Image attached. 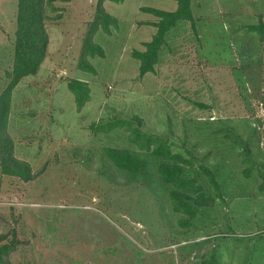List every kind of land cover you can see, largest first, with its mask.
<instances>
[{
  "label": "rangeland",
  "instance_id": "1",
  "mask_svg": "<svg viewBox=\"0 0 264 264\" xmlns=\"http://www.w3.org/2000/svg\"><path fill=\"white\" fill-rule=\"evenodd\" d=\"M53 5L45 60L11 97L7 133L34 177L0 173V246L15 242L2 264H264V41L248 30L264 21V0H191L194 26L167 32L146 74L134 55L157 34L160 18L149 9L171 12L175 1L105 0L113 22L91 37L97 0ZM16 12L17 0H0V92ZM85 41L103 50L88 58L94 73L78 68ZM73 78L90 90L80 110L67 87ZM120 121L192 159L185 174L203 176L207 197L188 201L193 215L173 210L162 160L153 146L130 142ZM107 147L128 149L148 170L118 171Z\"/></svg>",
  "mask_w": 264,
  "mask_h": 264
},
{
  "label": "trees",
  "instance_id": "2",
  "mask_svg": "<svg viewBox=\"0 0 264 264\" xmlns=\"http://www.w3.org/2000/svg\"><path fill=\"white\" fill-rule=\"evenodd\" d=\"M56 0H17L16 12V27L14 32V53L12 64L9 72L6 73L8 83L0 92V173L4 176L16 177L28 182L34 175L31 173V168L28 163L20 161L14 157V147L10 136L7 133V126L9 120L10 106L12 92L16 89L18 84L24 78L35 76L43 64L47 46H48V32L45 27V15L47 9L55 11L57 8L53 5ZM68 1V0H59ZM105 0H97L96 14L91 23L89 30V37H91L98 29L104 32H109V28L113 19L105 14L102 9V3ZM121 1V0H109ZM177 7L174 11H149L160 18L157 23V34L152 40L146 43L145 50L135 53V58L140 62L139 69L141 74L154 72L155 66L158 64L159 51L164 44V36L178 22L189 21L193 26V15L191 10V0H173ZM248 30L256 33L260 40L264 41V21L259 20L256 25H250ZM80 55V62L78 68L82 71L94 73L95 70L88 58L95 56L102 57L103 50L100 46L90 41H85L82 46ZM67 87L74 96L78 110L90 98V90L88 85L77 79H69ZM120 125L127 124L130 128V142L136 144L139 150H148L151 148V155L158 157L162 161L157 164V172L160 180L164 185L171 186L169 192L170 200L172 202L173 210L175 212H182L193 215V208L188 203L195 196V200L206 199L203 185L199 184V180L203 176L185 174V165H191L192 159H186L181 153H174L172 145L162 138L147 135L142 133L138 128H131L130 123L120 121ZM140 124V122H139ZM116 124H110L107 128L112 129ZM99 131L98 129H94ZM230 136V135H229ZM240 146V142L236 141ZM246 145L243 147L246 149ZM145 148V149H144ZM104 154L109 162L120 172L128 174V176L136 177L140 173L148 170V163L145 159L133 155L128 149H118L107 147L104 149ZM252 165L247 167L244 175L249 177L252 171ZM259 174L264 179V166H258ZM201 174L208 177L211 182H215V176L210 171L208 166L201 167ZM263 188V187H262ZM192 217V216H191ZM12 244H4L0 246V264L3 260L11 254L15 248V242ZM208 264H214L209 262ZM216 264V263H215Z\"/></svg>",
  "mask_w": 264,
  "mask_h": 264
}]
</instances>
